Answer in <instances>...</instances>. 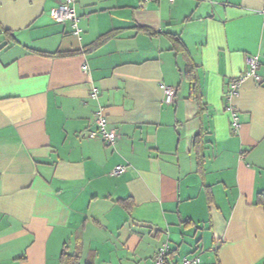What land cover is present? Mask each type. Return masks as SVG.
<instances>
[{
  "label": "crops",
  "instance_id": "1",
  "mask_svg": "<svg viewBox=\"0 0 264 264\" xmlns=\"http://www.w3.org/2000/svg\"><path fill=\"white\" fill-rule=\"evenodd\" d=\"M62 1L0 0V264H264V0Z\"/></svg>",
  "mask_w": 264,
  "mask_h": 264
},
{
  "label": "built area",
  "instance_id": "2",
  "mask_svg": "<svg viewBox=\"0 0 264 264\" xmlns=\"http://www.w3.org/2000/svg\"><path fill=\"white\" fill-rule=\"evenodd\" d=\"M172 2L173 0H169ZM75 0H63L52 10V15L58 21H69L71 25V30L74 34L80 35L82 28L79 24V16L77 15L74 7ZM264 11V10H263ZM248 67L241 74L233 78L229 83V89L227 91V97L230 99L235 94H237L239 84L248 77H252L254 80L259 81L261 78L256 72L258 66V54H249L247 56ZM82 71L88 74L89 68L87 64H82ZM160 87L163 89L164 96L163 100L166 103H171L174 100L176 89L173 86L167 85L163 82L159 83ZM92 94H96V90H92ZM229 113L230 125L233 130L238 128V116L236 110L229 105L227 108ZM94 126L88 129L86 136L89 138H100L106 144H113L117 138V131L114 127L109 126L107 114L102 106H99L93 116ZM126 169V164L120 163L116 164L111 170V174L119 175ZM170 251V246L168 240L163 241L157 248L152 264H199L201 257L198 253L191 255H184L179 260L174 263L168 262V254Z\"/></svg>",
  "mask_w": 264,
  "mask_h": 264
},
{
  "label": "trees",
  "instance_id": "3",
  "mask_svg": "<svg viewBox=\"0 0 264 264\" xmlns=\"http://www.w3.org/2000/svg\"><path fill=\"white\" fill-rule=\"evenodd\" d=\"M110 37V34L103 35L97 40L95 43L91 45V48L96 47L100 45L102 42H104L107 38ZM198 101L200 104H202L201 96L198 95ZM260 201L264 205V193H260ZM60 262L61 264H79V255L78 254H69L66 251H62L60 255Z\"/></svg>",
  "mask_w": 264,
  "mask_h": 264
}]
</instances>
